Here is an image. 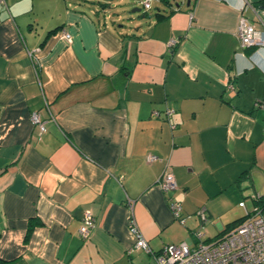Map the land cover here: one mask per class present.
<instances>
[{
  "label": "crops",
  "instance_id": "crops-1",
  "mask_svg": "<svg viewBox=\"0 0 264 264\" xmlns=\"http://www.w3.org/2000/svg\"><path fill=\"white\" fill-rule=\"evenodd\" d=\"M112 1L0 0V264H157L132 221L159 252L264 194V47L236 34L264 30L259 0H158L127 25Z\"/></svg>",
  "mask_w": 264,
  "mask_h": 264
},
{
  "label": "built area",
  "instance_id": "built-area-1",
  "mask_svg": "<svg viewBox=\"0 0 264 264\" xmlns=\"http://www.w3.org/2000/svg\"><path fill=\"white\" fill-rule=\"evenodd\" d=\"M139 1L142 7L147 10L151 8L154 1L158 0ZM236 34L243 47H264V30L257 29L243 15L238 20ZM62 36L68 41L71 39L68 32H63ZM256 106L264 107V100L257 101ZM166 111L170 112L171 110ZM30 118L40 132L45 131V124L39 111H33ZM154 159H156L154 154L146 156L148 162ZM159 185L164 192H169L177 186L168 165L160 176ZM254 197H258V195H254ZM239 206L244 210L243 220L235 227L207 240L202 239L203 223L207 220V215L203 208L199 209L197 215L201 224L192 232L196 241L183 240L178 243H169L164 245L159 252L151 250L132 221L130 230L136 236L135 248L152 254L157 264H264V201L256 202L254 200L251 209H248L244 201L239 202ZM170 208L174 216L184 223L185 217L181 214L180 202L171 199ZM93 225V214L89 210L84 211L80 226L82 237H88Z\"/></svg>",
  "mask_w": 264,
  "mask_h": 264
},
{
  "label": "rangeland",
  "instance_id": "rangeland-1",
  "mask_svg": "<svg viewBox=\"0 0 264 264\" xmlns=\"http://www.w3.org/2000/svg\"><path fill=\"white\" fill-rule=\"evenodd\" d=\"M111 5L112 6L110 10L122 16V18L119 21V24H124V25L128 24L129 17L136 18L142 14L143 10H145L138 5L136 7H139L141 9L139 11H132V8L134 7V5L132 6L128 4L127 1L119 2L118 0H113ZM151 11H153V9H151ZM243 201L245 202L248 209H251L252 207L251 196L250 195L246 196ZM235 215H238V216H235ZM241 215H243L242 208L239 207L238 204H234L225 216L226 218L227 217L237 218V217H240ZM229 220L231 221L230 218Z\"/></svg>",
  "mask_w": 264,
  "mask_h": 264
},
{
  "label": "trees",
  "instance_id": "trees-1",
  "mask_svg": "<svg viewBox=\"0 0 264 264\" xmlns=\"http://www.w3.org/2000/svg\"><path fill=\"white\" fill-rule=\"evenodd\" d=\"M256 5L259 6V7H261V8H264V0H259ZM254 200L256 202L264 201V194H261V195L259 194L258 197L252 196L251 197L252 203H253ZM244 216L245 215L243 214V216H241L239 218H236L233 221H231L228 224H226L225 227H224V229L221 230L216 236H218V235L222 234L223 232H226L227 230L235 227L238 223H240L243 220ZM31 226H32V223H30V227Z\"/></svg>",
  "mask_w": 264,
  "mask_h": 264
},
{
  "label": "water",
  "instance_id": "water-1",
  "mask_svg": "<svg viewBox=\"0 0 264 264\" xmlns=\"http://www.w3.org/2000/svg\"><path fill=\"white\" fill-rule=\"evenodd\" d=\"M136 10H137V11H139V10H140V8H136Z\"/></svg>",
  "mask_w": 264,
  "mask_h": 264
}]
</instances>
